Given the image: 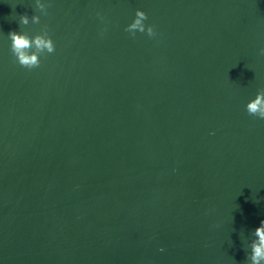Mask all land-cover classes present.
<instances>
[{
    "label": "water",
    "instance_id": "water-1",
    "mask_svg": "<svg viewBox=\"0 0 264 264\" xmlns=\"http://www.w3.org/2000/svg\"><path fill=\"white\" fill-rule=\"evenodd\" d=\"M40 3L0 0V264H250L264 0ZM45 29L20 66L9 31Z\"/></svg>",
    "mask_w": 264,
    "mask_h": 264
},
{
    "label": "clouds",
    "instance_id": "clouds-1",
    "mask_svg": "<svg viewBox=\"0 0 264 264\" xmlns=\"http://www.w3.org/2000/svg\"><path fill=\"white\" fill-rule=\"evenodd\" d=\"M37 4L42 9L45 7L40 0H37ZM30 20L31 23L38 24L40 17L36 14L30 18L26 14L19 16L20 25L27 26ZM146 20L147 14L137 9L134 19L127 25L125 31L132 36H135L137 32H146L149 37L154 36V28L152 25H146ZM7 37L10 40V50L16 62L27 69L39 67L41 56L55 52V43L46 29L32 36L23 31L13 30L9 31ZM261 54L264 55V49H261ZM246 111L249 115L264 120V93L258 92L256 99L249 100L246 104ZM253 235L255 239L250 243L251 251L247 259L250 264H264V220H261L259 226L254 229Z\"/></svg>",
    "mask_w": 264,
    "mask_h": 264
}]
</instances>
